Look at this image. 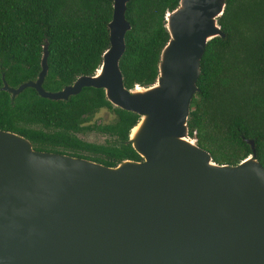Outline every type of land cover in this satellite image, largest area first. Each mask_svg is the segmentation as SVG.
Segmentation results:
<instances>
[{
    "label": "water",
    "instance_id": "95a60500",
    "mask_svg": "<svg viewBox=\"0 0 264 264\" xmlns=\"http://www.w3.org/2000/svg\"><path fill=\"white\" fill-rule=\"evenodd\" d=\"M226 0H179L165 16L168 42L149 87H124L119 60L129 0H113L109 48L93 76L43 89L47 47L32 88L66 101L102 89L113 108L139 116L127 143L141 160L114 167L38 152L0 130V264H264V167L251 155L218 165L191 142L188 118L207 43L224 37ZM100 71V73H98ZM139 87V86H138Z\"/></svg>",
    "mask_w": 264,
    "mask_h": 264
},
{
    "label": "trees",
    "instance_id": "16d2710c",
    "mask_svg": "<svg viewBox=\"0 0 264 264\" xmlns=\"http://www.w3.org/2000/svg\"><path fill=\"white\" fill-rule=\"evenodd\" d=\"M179 0H129L131 29L119 60L124 87H149L169 36L165 16ZM113 0H0V130L27 139L38 152L77 151L74 133L84 131L101 109L115 114L112 124L88 127L115 138L95 146L117 162L141 160L127 143L139 116L113 108L104 91L84 87L66 101L41 98L26 88L12 97L1 90L35 81L47 47L43 89L58 92L81 76H93L109 48ZM224 37L210 40L200 61L198 92L190 106L189 137L218 165L235 166L251 155L264 167V0H226L218 18ZM40 125V129L35 126ZM42 127L45 130H42ZM114 167L115 162L102 161Z\"/></svg>",
    "mask_w": 264,
    "mask_h": 264
},
{
    "label": "flooded vegetation",
    "instance_id": "af4514ba",
    "mask_svg": "<svg viewBox=\"0 0 264 264\" xmlns=\"http://www.w3.org/2000/svg\"><path fill=\"white\" fill-rule=\"evenodd\" d=\"M37 77H38V75H37ZM37 77H36V79H37ZM105 110H107V109H105ZM113 115L115 116L114 113H113ZM93 118H94V116L90 119V121H88L85 124H82L83 127L85 128L84 131H78V132L74 133L75 137L81 142L80 144H78L79 147L77 149H75L77 151L68 150L70 152H67V153L63 152V155L71 156V157L78 158V159L92 161V162H95L98 164H102L101 163L102 161H105V162L110 161V162H115V165H117L118 163H120L119 161L117 162L116 160H114L112 158H107L100 151H96L97 149L96 150L94 149L100 145L110 144L115 138L111 137L110 135H108L106 133H103L102 131L96 130L94 128L87 130L88 127L91 128L93 126H97V127L101 126V124H99V123H97V124L92 123L91 120ZM115 119H116V116H115ZM35 127L37 129L41 128L40 125H36ZM132 129H131V131H132ZM42 130L44 131L45 128L42 127ZM89 133H95V134H98L99 136H105L106 139H103V141L101 143H95V142L90 141L88 139L87 134H89Z\"/></svg>",
    "mask_w": 264,
    "mask_h": 264
},
{
    "label": "rangeland",
    "instance_id": "374dc122",
    "mask_svg": "<svg viewBox=\"0 0 264 264\" xmlns=\"http://www.w3.org/2000/svg\"><path fill=\"white\" fill-rule=\"evenodd\" d=\"M91 121L94 124L97 123L101 125L112 124L115 121V116L113 115L112 112L105 109H101L94 115V118ZM87 136L90 141H93L95 143H101L103 139H106L105 136H99L98 134L95 133H89L87 134Z\"/></svg>",
    "mask_w": 264,
    "mask_h": 264
},
{
    "label": "bare ground",
    "instance_id": "6f19581e",
    "mask_svg": "<svg viewBox=\"0 0 264 264\" xmlns=\"http://www.w3.org/2000/svg\"><path fill=\"white\" fill-rule=\"evenodd\" d=\"M98 73H100V71H99ZM135 88H136L137 90H140V87H138V86H136ZM138 128H139V126H136V127H134V128L132 129V131H131V137H132V138H134L135 134H136L137 131H138ZM191 142H193V141H191ZM193 143H194V142H193Z\"/></svg>",
    "mask_w": 264,
    "mask_h": 264
},
{
    "label": "built area",
    "instance_id": "2783aa9c",
    "mask_svg": "<svg viewBox=\"0 0 264 264\" xmlns=\"http://www.w3.org/2000/svg\"><path fill=\"white\" fill-rule=\"evenodd\" d=\"M190 140L196 143V139L194 137H190Z\"/></svg>",
    "mask_w": 264,
    "mask_h": 264
}]
</instances>
